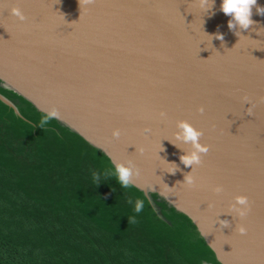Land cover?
Masks as SVG:
<instances>
[{
    "label": "water",
    "instance_id": "water-1",
    "mask_svg": "<svg viewBox=\"0 0 264 264\" xmlns=\"http://www.w3.org/2000/svg\"><path fill=\"white\" fill-rule=\"evenodd\" d=\"M212 3L0 0V80L114 165L131 163L132 184L187 215L221 264H264V13L253 7L235 34L223 0ZM182 121L209 147L191 167ZM237 196L248 200L242 218Z\"/></svg>",
    "mask_w": 264,
    "mask_h": 264
},
{
    "label": "trees",
    "instance_id": "trees-1",
    "mask_svg": "<svg viewBox=\"0 0 264 264\" xmlns=\"http://www.w3.org/2000/svg\"><path fill=\"white\" fill-rule=\"evenodd\" d=\"M0 94L19 111L0 100V264H221L187 215L122 187L110 157L58 119L41 128L45 113L2 80Z\"/></svg>",
    "mask_w": 264,
    "mask_h": 264
},
{
    "label": "clouds",
    "instance_id": "clouds-1",
    "mask_svg": "<svg viewBox=\"0 0 264 264\" xmlns=\"http://www.w3.org/2000/svg\"><path fill=\"white\" fill-rule=\"evenodd\" d=\"M85 3H91L92 0H84ZM200 3L202 7L208 3V0H200ZM214 6V0L212 3V7ZM211 7V8H212ZM253 7L257 8V11L259 13H264V7H260L257 4V0H223V3L221 4V11L231 17L228 21V28L237 33V29L239 30H248L249 27L254 23L252 20L253 15ZM209 10V9H207ZM11 13L15 16H17L20 20H24L25 16L23 15L22 11L19 8H13L11 10ZM214 39H218L221 41V44L224 45V36L221 33H216L215 36H213ZM201 113H203L204 109L201 107L199 109ZM166 114L161 113V116L164 117ZM53 118H59L58 112L54 109L50 113L45 114L41 121L40 126L43 128L44 125H46L50 120ZM180 128L183 132V139L185 142H191L194 145L195 150L191 154H185L180 157L182 163L186 167H191L193 164H199L201 162V154H207L209 151V147L207 145H202L199 140L200 137L203 135L202 132L195 129L192 125H190L187 121H182L180 123ZM150 131V129H145V132ZM113 136L119 137L120 131L114 130ZM169 172L172 174H175V167L171 169ZM114 174L118 178L119 184L124 187L128 188L131 187L132 184V178L134 175H138V171L134 172L133 166L131 163L129 164H115ZM93 179L94 181H99V176L96 173H93ZM188 184H192V177L188 176L185 178ZM131 203V200L129 201ZM236 204L240 205L241 207L238 209L239 216L242 218L247 215V211L249 210L248 200L245 196H237L236 197ZM143 201L137 200L135 205V211L139 213L143 208ZM221 224L224 227L229 226V222L227 220H222ZM239 232L241 234L246 233V229L243 225H240L238 228Z\"/></svg>",
    "mask_w": 264,
    "mask_h": 264
}]
</instances>
